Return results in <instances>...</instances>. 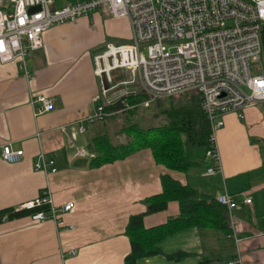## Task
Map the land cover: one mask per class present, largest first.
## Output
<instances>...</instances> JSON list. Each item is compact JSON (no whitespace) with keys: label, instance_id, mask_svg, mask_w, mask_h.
I'll return each mask as SVG.
<instances>
[{"label":"crops","instance_id":"0c3cea01","mask_svg":"<svg viewBox=\"0 0 264 264\" xmlns=\"http://www.w3.org/2000/svg\"><path fill=\"white\" fill-rule=\"evenodd\" d=\"M77 1L81 0L53 4ZM9 3L0 0L4 8ZM131 30L126 15L114 16L101 7L47 29L44 45L30 50L31 76L16 61H0V141L26 150L19 161L0 158V209L25 207L44 189L56 207L69 200L76 203L65 217L60 215L61 222L30 215L2 217L0 264H125L131 250L126 234L129 217L145 211L146 198L162 191L164 173L183 183L206 185L217 196L224 190L234 193L240 205L232 210L231 227L236 226L242 240L237 242L219 228L188 226L159 242L163 253L140 257L138 264H196L201 258L210 259L209 264L227 258V264H264V100L246 108L242 118L235 112L225 115L217 131L221 168L214 173L207 168L215 162L192 146L189 155L198 163L183 171L156 161L149 147L91 166L93 156L77 154L70 143L68 134L76 131V143L94 153L93 137L100 127L105 129L102 119H90L97 106L143 90L127 67L113 69L111 81L96 71L95 55L107 42L130 41ZM104 88L109 89L104 93ZM33 92L53 97V108L35 114ZM41 151L55 158L57 170L35 168ZM247 196L252 197L250 203L244 201ZM179 211L180 204L173 199L166 209L145 214L144 222L159 224ZM177 251L189 254L181 259L167 256Z\"/></svg>","mask_w":264,"mask_h":264},{"label":"built area","instance_id":"2783aa9c","mask_svg":"<svg viewBox=\"0 0 264 264\" xmlns=\"http://www.w3.org/2000/svg\"><path fill=\"white\" fill-rule=\"evenodd\" d=\"M36 5L40 7L29 10ZM101 7H107L114 16L126 15L132 37L126 42H107L95 55L97 73L111 81L113 69L127 67L137 76L148 97L133 104L125 102L124 108L148 105L158 97L184 91H199L211 124L206 154L215 162L207 172L218 171L221 161L217 131L224 125L225 115L235 112L242 118L246 108L264 100V0H81L60 7H54L53 0H10L9 8L0 6V61H16L31 76L30 50L44 45L47 29L76 21ZM108 89L104 88V93ZM30 101L35 114L54 106V98L42 92H33ZM108 113L112 112L100 104L90 119H102ZM80 130L85 127L80 126ZM68 136L77 154L94 156L76 143V131ZM25 155L24 147L0 141V158L14 162ZM55 163V158L41 151L34 165L36 169L55 171ZM217 198L231 214L240 205L236 195L228 190ZM42 201H48L51 210L34 213V219L53 217L61 222V212L76 205L69 200L56 207L44 189L25 207ZM244 201L250 203L252 197L247 196ZM231 235L237 242L242 240L235 225Z\"/></svg>","mask_w":264,"mask_h":264},{"label":"trees","instance_id":"16d2710c","mask_svg":"<svg viewBox=\"0 0 264 264\" xmlns=\"http://www.w3.org/2000/svg\"><path fill=\"white\" fill-rule=\"evenodd\" d=\"M184 92L191 93V97L176 102L171 100L170 104L165 102L163 105L158 104V99L161 97L151 101L155 103L154 105L161 107L160 110L154 112V115H164L166 121L148 127L141 126L136 119V111L139 108L141 109L143 104L124 108L125 102L133 104L146 99L147 96L144 90H132L106 104L104 109L112 113L102 119V125L105 127L104 131L102 130L103 127H100L99 133L93 137L92 149L94 150V156L90 159V165L99 166L124 158L140 148L149 147L156 161L165 164L169 168L188 171L194 167L198 160L189 155L190 146L194 144L202 147L204 156L207 155L206 152L210 146L211 124L202 107L201 93L197 90ZM181 93L167 96L171 99V96ZM122 113L125 120L118 129L130 134L132 138L127 142H115L106 130L107 123L109 119L116 122ZM162 184V191L146 198L147 209L143 212L133 213L129 217L126 234L131 241V250L125 256V264H138L140 257L163 253L159 242L168 234L184 227L194 225L215 227L230 235L232 234V214L228 206L219 202L217 195L207 189L206 185L199 187L190 183H183L170 173L162 174ZM173 199L178 200L180 204L178 214L171 215L165 222L159 224L151 226L145 224V214L166 209ZM50 210L51 204L48 201H42L31 207L15 208L9 206L0 209V219L2 217L13 218L23 215L32 216L39 211L49 212ZM187 254L189 252L177 251L167 253V256L171 259H181ZM209 263L210 259L201 258L196 264Z\"/></svg>","mask_w":264,"mask_h":264},{"label":"rangeland","instance_id":"374dc122","mask_svg":"<svg viewBox=\"0 0 264 264\" xmlns=\"http://www.w3.org/2000/svg\"><path fill=\"white\" fill-rule=\"evenodd\" d=\"M262 61L264 62V52H263V60ZM146 96L148 97L147 94H146ZM190 97H191V93H189V92H183V93L176 95V96H173V97L171 96V99H169L170 98L169 96H166V97L162 96L161 98L158 99V104L163 105L165 102L170 104L171 100H173V102H176V101H179L182 99L187 100ZM154 104L155 103H152L151 105L150 104H148V105L143 104L141 109L140 108L137 109L136 119L141 124V126L148 127L150 125L162 124L166 121V118L164 115H160V116L154 115V112L157 110H160V108H161L159 105H154ZM151 106H153V107H151ZM109 114H111V113H108L105 116H107ZM110 120H112V119L108 120V123H107L108 126H107L106 130H107V132H109L111 134V136L114 138L115 142H117V141L118 142H127L132 138V136L130 134H128L124 131H120L118 129V128H120L119 126H121L125 120L123 113L121 114V116L118 117L116 122L110 121ZM98 123L101 125V122H98ZM117 129H118V131H117ZM81 141L86 142V140H81ZM190 143H191V141H190ZM191 146H192V148H195V149L200 148V152L204 153V149L202 147L194 145V144H192ZM61 213H62V216L65 217V212H61ZM217 243L219 244V242H217ZM216 263L217 264H227L228 258L224 259L221 262H216Z\"/></svg>","mask_w":264,"mask_h":264},{"label":"water","instance_id":"95a60500","mask_svg":"<svg viewBox=\"0 0 264 264\" xmlns=\"http://www.w3.org/2000/svg\"><path fill=\"white\" fill-rule=\"evenodd\" d=\"M54 5V7H56V4H53ZM40 6L39 5H36V6H31L30 8H29V10L30 11H32V10H36V9H38Z\"/></svg>","mask_w":264,"mask_h":264}]
</instances>
